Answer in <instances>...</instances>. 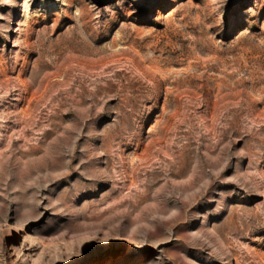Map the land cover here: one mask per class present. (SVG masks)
Here are the masks:
<instances>
[{
  "label": "rangeland",
  "instance_id": "obj_1",
  "mask_svg": "<svg viewBox=\"0 0 264 264\" xmlns=\"http://www.w3.org/2000/svg\"><path fill=\"white\" fill-rule=\"evenodd\" d=\"M0 264H264V0H0Z\"/></svg>",
  "mask_w": 264,
  "mask_h": 264
}]
</instances>
